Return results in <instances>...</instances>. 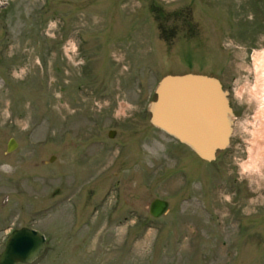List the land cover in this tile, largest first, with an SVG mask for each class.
Instances as JSON below:
<instances>
[{
  "label": "rangeland",
  "instance_id": "rangeland-1",
  "mask_svg": "<svg viewBox=\"0 0 264 264\" xmlns=\"http://www.w3.org/2000/svg\"><path fill=\"white\" fill-rule=\"evenodd\" d=\"M1 1L0 253L29 226L47 237L31 264H264V161L260 188L238 175L264 0ZM231 71L235 155L206 163L150 125L164 76Z\"/></svg>",
  "mask_w": 264,
  "mask_h": 264
},
{
  "label": "water",
  "instance_id": "water-1",
  "mask_svg": "<svg viewBox=\"0 0 264 264\" xmlns=\"http://www.w3.org/2000/svg\"><path fill=\"white\" fill-rule=\"evenodd\" d=\"M154 93L155 100L148 105L153 128L186 146L206 163L214 162L217 153L228 148L235 116L228 92L217 78L190 73L166 75L157 83ZM108 136L113 138L115 131H109ZM15 147L11 139L7 151ZM168 207L167 201L154 199L149 214L160 218ZM45 246V237L36 230H13L0 253V264H31Z\"/></svg>",
  "mask_w": 264,
  "mask_h": 264
},
{
  "label": "bare ground",
  "instance_id": "bare-ground-1",
  "mask_svg": "<svg viewBox=\"0 0 264 264\" xmlns=\"http://www.w3.org/2000/svg\"><path fill=\"white\" fill-rule=\"evenodd\" d=\"M69 47V49L66 48L67 52L68 50H74L73 44H69ZM252 59H255L254 72L256 75V83L251 93L255 95L260 102L259 117H261V120L256 130L252 132L253 137L250 141V148L248 150L249 158L243 166L251 173L258 176L262 174L261 164L264 161V51H254Z\"/></svg>",
  "mask_w": 264,
  "mask_h": 264
},
{
  "label": "flooded vegetation",
  "instance_id": "flooded-vegetation-1",
  "mask_svg": "<svg viewBox=\"0 0 264 264\" xmlns=\"http://www.w3.org/2000/svg\"><path fill=\"white\" fill-rule=\"evenodd\" d=\"M258 2L259 3H262L263 2V0H258ZM251 49V48H250ZM253 50L251 49V52H252ZM244 70H242V72H243ZM252 72V71H251ZM251 72H247V71H244V74H242L241 75V77H240V79H245V78H249L248 76H251ZM249 75H248V74ZM232 74V71L228 74L230 77H229V80H228V84H227V86H226V88H224L223 87V84H222V87H223V89L224 90H226L227 92H228V96H229V101H230V105H231V99H230V97H231V95H232V84L233 83H235V81H236V76L234 77L233 75H231ZM231 108H232V110H233V113H234V116H235V119L238 117V114H240V113H238V108L237 107H232L231 106ZM233 131H234V129H233ZM232 137H233V133H232V136H231V138H230V142H229V146H228V148L226 149V150H228V154H229V156H233V154L235 155L236 153H237V151H236V149H238V147L235 145V143L234 142H236V141H233V139H232ZM247 151V150H246ZM243 152H245V151H243ZM247 153H248V158H249V152L247 151ZM248 161V159L247 160H245V162L243 161V164L241 165V167L239 168V171H238V175H239V178H240V183H242V184H244L245 186L247 185L248 187H250L251 189H253L254 187L255 188H260L259 187V183L260 182H254L253 181V179H252V177L254 176L255 177V175H254V173H251L248 169H246V168H244V163H246ZM254 185V186H253ZM252 191V190H251ZM22 228H27V229H32L31 227H29V226H20L19 228H17V229H22ZM12 230H14V229H11L10 230V232L9 233H11V231ZM8 233V234H9ZM45 239H46V245H47V237H45ZM6 240H7V238H5L4 239V244H3V249H2V251L4 250V247H5V244H6ZM46 249V248H45ZM42 255V254H41ZM40 255V256H41ZM39 256V257H40ZM38 257V258H39ZM37 258V259H38ZM36 259V260H37ZM18 264H21V263H18Z\"/></svg>",
  "mask_w": 264,
  "mask_h": 264
},
{
  "label": "built area",
  "instance_id": "built-area-1",
  "mask_svg": "<svg viewBox=\"0 0 264 264\" xmlns=\"http://www.w3.org/2000/svg\"><path fill=\"white\" fill-rule=\"evenodd\" d=\"M4 4H5V1L0 0V7L3 6Z\"/></svg>",
  "mask_w": 264,
  "mask_h": 264
}]
</instances>
